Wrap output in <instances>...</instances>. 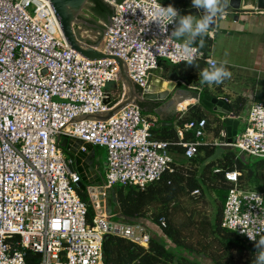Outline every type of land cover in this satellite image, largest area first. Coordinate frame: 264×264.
Returning a JSON list of instances; mask_svg holds the SVG:
<instances>
[{"label": "built area", "instance_id": "2783aa9c", "mask_svg": "<svg viewBox=\"0 0 264 264\" xmlns=\"http://www.w3.org/2000/svg\"><path fill=\"white\" fill-rule=\"evenodd\" d=\"M105 1L114 14L104 24L98 49L123 59L139 90L147 89L162 60L187 63L177 50L183 42L166 40L178 21L163 34L154 21L156 5L167 4L129 0L120 6ZM209 60L200 49L194 54V63L208 68ZM119 73L116 59L90 61L71 48L50 1L0 0V264H104L107 235L149 248L151 234L140 224L115 222L107 214L88 222L89 205L78 194L81 176L70 171L74 160L61 147L64 138L78 142L75 155L87 154L90 146L106 150L107 192L118 185L145 190L174 173L180 165L176 147L184 149L185 160L194 159L206 145L264 159L260 102L252 103L246 116L231 112L224 117L245 125L232 142L225 131L207 143L206 119L178 126L176 142L155 139L158 119L133 104L106 121L82 119L110 111L106 100L121 103L125 91L118 89ZM215 172H224L229 185L221 226L255 245L264 238V189L246 188L238 170ZM160 223L165 227L167 221L161 218Z\"/></svg>", "mask_w": 264, "mask_h": 264}, {"label": "trees", "instance_id": "16d2710c", "mask_svg": "<svg viewBox=\"0 0 264 264\" xmlns=\"http://www.w3.org/2000/svg\"><path fill=\"white\" fill-rule=\"evenodd\" d=\"M118 3L123 0H116ZM163 4L176 5L178 2L187 5L190 0H160ZM92 18L87 19L90 24L97 25L93 28L102 34L105 30L104 24H108L111 16L114 14L113 7L105 0H91L90 7L87 10ZM103 24H101V23ZM204 40V47L199 48L207 55H210L212 40L208 32L196 38L195 46L198 47L199 40ZM89 44H96L97 42L87 40ZM170 63L162 60L160 64ZM197 66L205 65L203 62L194 63ZM186 65V64H182ZM174 66V65H172ZM177 66V65H176ZM175 66V67H176ZM181 66V65H179ZM179 66H177L179 68ZM173 69L175 76H182L178 68ZM207 67V66H206ZM201 68V67H199ZM186 78V77H184ZM191 78V77H190ZM192 79V78H191ZM189 79V80H191ZM210 94L209 89L205 88L201 93L204 95ZM152 106L151 103L140 104L144 114L147 107ZM230 111L238 116L244 115L246 111V101L238 98L229 103ZM206 107L200 102L198 105L190 106L186 117L179 120L178 126H183L186 122L192 119H206L207 130L210 123L209 114L205 112ZM172 124L163 126L161 123L153 130L154 138L169 142H176L178 140L177 130L174 128V117L170 120ZM223 121V125H224ZM222 129H215L216 136H220ZM191 134L188 135V137ZM216 148L211 145L201 146L197 156L192 160H185L182 158L184 149L176 147L180 153L177 159L179 166L174 173H166L160 182L148 186L145 190H140L137 187H124L114 186L111 189L112 205L114 215L112 220L115 222H123L127 224H140L144 226L151 234V241L149 248L146 249L132 241L124 239L117 235H110L104 241V264H192V254L196 253L189 248L185 243L183 229L184 225H178L175 222L174 215L181 209L179 203L183 197L196 198L198 196L192 195L196 190L200 191V195H205L206 186L216 193L221 198L219 209L215 213L213 220L202 222L200 232L204 237H207V229L210 230L211 236L219 241L223 252L218 255H211L215 264H255L257 249L255 245L245 244L240 237L221 226L222 211L227 197L229 185L224 179V172L216 173V168H221L223 171L238 170L241 173V181L246 188L245 177L249 179L250 185L254 186L252 190H263V170L264 159L251 157L248 155H240L235 149H225L224 155L212 160L215 155ZM66 154L73 158V166L75 171L81 176V181L86 186L104 185L103 177L101 180H90L87 176V167L81 164L87 158V154L75 155L74 152H67ZM202 167V168H201ZM201 168V169H200ZM103 180V181H102ZM248 184V185H249ZM80 198L88 203L89 196L87 192L78 189ZM153 208V213L150 214L149 210ZM95 209L92 205L88 206V222L93 223L96 216ZM128 217L136 221H128L119 219L118 217ZM165 218L166 226H162L160 219ZM191 225L194 226L195 222L191 219ZM201 229H203L201 231ZM168 239V241H166ZM206 249V248H204ZM180 250L188 253L189 257L180 255ZM204 252V251H203ZM201 254V253H199ZM202 254H206L205 252ZM240 256V261L236 260ZM35 257L34 259H38Z\"/></svg>", "mask_w": 264, "mask_h": 264}, {"label": "crops", "instance_id": "0c3cea01", "mask_svg": "<svg viewBox=\"0 0 264 264\" xmlns=\"http://www.w3.org/2000/svg\"><path fill=\"white\" fill-rule=\"evenodd\" d=\"M175 6L180 9L181 16L191 14L199 18L202 15V12L192 7V0L189 1L188 5L186 1L185 3L178 2ZM243 21H245L246 25L235 23L231 17L226 16L220 22H216L215 28H210L208 31L209 37L212 40L209 54L218 63L227 61L226 67L232 73L230 79H226L219 85L215 83L202 84L199 74L203 69L207 68L206 65L196 67L177 65L179 68L174 65L170 69L171 65L164 63L163 65L160 64V71L158 70V73H153L154 82L158 78H163L165 82L175 81L178 89L200 95L205 88H208L213 97L224 99L228 103L241 98L246 101L247 111L254 102L264 103V11L253 12L245 16ZM179 40L183 42L184 38H180ZM175 66L179 69L182 76H175L172 72L176 68ZM166 73L174 76L165 78ZM164 86H166V83H164ZM159 89L161 90L162 88ZM173 100L178 101V103H175V105L171 103L172 100L160 103L148 102L152 106L146 109V115L156 117L158 123H161L163 126L171 125L172 123L168 120L174 117V128L177 129L179 116L183 115L185 118L188 114V108L193 105L192 102L196 101L199 103V101L187 99V95L181 94L174 95ZM185 101L187 103H184ZM184 109L185 111H183ZM205 112L209 114V118L213 123H210L208 128L211 130L207 131L209 136L213 137L211 140L213 142L218 138L214 132L215 129H222L220 135L225 131L227 132L225 122L223 125L225 115L208 109ZM156 136L158 137L159 135H155V138ZM204 140L208 143L207 137ZM74 144L79 147L78 142H74ZM106 155L107 153L104 148L93 146L88 148L87 158H85L81 166L87 167V176L90 180H101L103 177L105 182ZM214 198L218 200L215 196H213L212 200ZM218 209L219 206L215 207V211ZM202 259L205 262L202 263L200 261L201 263L197 264H215L212 256L207 254V252L202 255Z\"/></svg>", "mask_w": 264, "mask_h": 264}, {"label": "water", "instance_id": "95a60500", "mask_svg": "<svg viewBox=\"0 0 264 264\" xmlns=\"http://www.w3.org/2000/svg\"><path fill=\"white\" fill-rule=\"evenodd\" d=\"M52 5V9L55 13L56 18L59 21L61 31L73 50H75L80 56L90 60V61H100V60H113L116 59L119 68H120V79L121 82L118 85L120 91H125V97L121 100L117 99L115 101L106 100L109 103L110 111L93 115L85 116L82 119H91V120H100L106 121L118 113L122 108L127 107L131 104L137 105L140 107V104L154 102H166L171 101V103H178L173 100V96L178 95H187V99H195L201 102L206 109L212 110L217 113H222L225 116L231 114L229 103L220 98L213 97L211 94L204 95L203 97L197 93H190L189 91L178 89V85L175 81L165 82L163 78H158L154 82L153 73H158V70L152 72L150 76L149 85L146 90L143 92L137 88L134 82L130 78L129 68L127 63L121 59L119 56H110L105 55L99 51L98 47L101 44L97 42L96 44H89L86 40L80 39L76 33V27L84 26L97 28V25L90 24L87 19L84 17L85 10H88V6L91 0H48ZM120 6H124L129 0H123L118 3L116 0H112ZM202 14L204 9H199ZM256 11H264V0H230L228 5V10L225 13L226 16L231 17L235 23L246 25L243 18L247 15H250ZM222 15H218L216 22L222 20ZM216 23L210 28H215ZM105 32V30L103 31ZM166 83V86H164ZM159 88H162L161 90ZM117 103L119 105L114 107ZM176 105V104H175ZM113 108V109H112ZM146 111V110H145ZM156 112V111H155ZM157 113V112H156ZM245 116V115H244ZM225 125L227 127V137L228 142H232L233 139L237 136L240 129V121L234 119H225ZM221 140H224V137H221ZM61 147L67 152H77L78 147L69 139L64 138L61 141ZM70 171L75 172L73 165H70ZM78 189L83 192H87L89 196L88 205H92L95 209L97 215L107 214L108 216H115L114 209L112 205V197L108 195V192L105 190L103 185L98 186H86L82 182L78 184ZM119 219H124L128 221H136L128 217L119 216ZM110 235H107V239Z\"/></svg>", "mask_w": 264, "mask_h": 264}, {"label": "clouds", "instance_id": "9594fccd", "mask_svg": "<svg viewBox=\"0 0 264 264\" xmlns=\"http://www.w3.org/2000/svg\"><path fill=\"white\" fill-rule=\"evenodd\" d=\"M230 0H192V7L204 9V13L197 18L194 15L181 16L178 10L171 4L167 7L157 4L153 15L155 16V22L159 27L161 34L167 32V26L174 21H178L171 35L166 39L184 38L182 44H177V50L180 54V58L186 60L187 66H197L194 64V54L199 48L204 47V40H199L198 47L193 45L196 43L197 37L204 36L216 23L218 15H224L228 10ZM227 61L217 62L215 60L208 61V68L203 69L199 76L201 83L207 84H222L226 79H230L232 73L226 67ZM260 109H264V106H259ZM250 240L256 241L253 237L248 236ZM256 261L255 264H264V238H261L256 244Z\"/></svg>", "mask_w": 264, "mask_h": 264}, {"label": "rangeland", "instance_id": "374dc122", "mask_svg": "<svg viewBox=\"0 0 264 264\" xmlns=\"http://www.w3.org/2000/svg\"><path fill=\"white\" fill-rule=\"evenodd\" d=\"M89 7H90V3H89L88 8ZM84 16H85L84 17L85 19L92 18L91 14L86 10L84 12ZM81 27L82 28L80 30L79 28L76 27V33L79 37L82 36V38L86 41L91 40L94 42H100V41L102 42L103 37H104L103 34H102V38H100L101 34L98 31L94 30L93 28L84 27V26H81ZM170 69H172V65L170 66ZM173 76L174 75H171L170 73H166L165 78H171ZM110 90L115 91L116 90L115 86L110 87ZM199 103L196 101H193L192 106H194L195 104L198 105ZM244 114L246 116L247 109ZM244 128H245L244 123H241L239 133H241L244 130ZM212 138L213 137L209 136L207 132L208 142H211ZM225 152L226 151L224 148H220V147L216 148L215 155L213 156L211 161L217 159L218 157H221L222 155H224ZM263 173H264V170H263ZM244 180H245V183H247L246 184L247 187L248 188L251 187L253 189L254 186H251L249 184L250 183L249 179L245 177ZM262 183L264 184V176H263ZM206 188L207 189L205 191L206 192L205 195H201L193 199L190 197H183L182 199H180L177 205L178 206L180 205L181 209L178 211V213L174 215L175 222L178 225H184L183 235H184L185 243L187 244L189 248H192V250L196 252L192 254L193 255L191 257V261L193 262L192 264H197L200 261L204 263L205 261L202 259V255H203L202 253L204 252L205 253L207 252V254L209 255H218L219 253L223 252L220 242L215 240V238L211 236L210 230L207 227H206L207 234H208L207 237H204L200 232V228L203 227L202 222L209 221L210 219L212 220V218L215 217V213H216L215 207L217 206L220 207V204L222 202L221 198L209 188V185H207ZM110 191L111 190L108 191V195H111ZM213 196H215L218 200H215V198L212 200ZM153 211H154L153 208H150L149 213L152 214ZM191 219L193 222H195L194 226L191 225L192 223ZM202 230L203 229H201V231ZM166 241H168V239H166ZM179 252H180V255L189 257L186 251L180 250ZM199 253H201L202 255H200ZM236 260L240 261L239 255L236 257Z\"/></svg>", "mask_w": 264, "mask_h": 264}, {"label": "flooded vegetation", "instance_id": "af4514ba", "mask_svg": "<svg viewBox=\"0 0 264 264\" xmlns=\"http://www.w3.org/2000/svg\"><path fill=\"white\" fill-rule=\"evenodd\" d=\"M145 104V103H144ZM145 109H148V107L147 108H145Z\"/></svg>", "mask_w": 264, "mask_h": 264}, {"label": "bare ground", "instance_id": "6f19581e", "mask_svg": "<svg viewBox=\"0 0 264 264\" xmlns=\"http://www.w3.org/2000/svg\"><path fill=\"white\" fill-rule=\"evenodd\" d=\"M184 103H187L186 101Z\"/></svg>", "mask_w": 264, "mask_h": 264}]
</instances>
